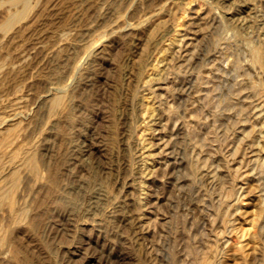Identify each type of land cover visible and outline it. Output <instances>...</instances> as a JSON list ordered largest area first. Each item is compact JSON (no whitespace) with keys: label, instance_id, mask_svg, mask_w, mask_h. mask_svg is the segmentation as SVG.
I'll return each mask as SVG.
<instances>
[{"label":"rangeland","instance_id":"1","mask_svg":"<svg viewBox=\"0 0 264 264\" xmlns=\"http://www.w3.org/2000/svg\"><path fill=\"white\" fill-rule=\"evenodd\" d=\"M0 264H264V0H0Z\"/></svg>","mask_w":264,"mask_h":264},{"label":"bare ground","instance_id":"2","mask_svg":"<svg viewBox=\"0 0 264 264\" xmlns=\"http://www.w3.org/2000/svg\"><path fill=\"white\" fill-rule=\"evenodd\" d=\"M221 1H227V0H221ZM117 20H119V19H117ZM120 20H121V19H120ZM115 22H117V21H115ZM118 22H119V21H118ZM118 22H117V23H118ZM117 23H115V25H116ZM119 24H120V22H119ZM110 25H111V24H110ZM120 26H122V25H120ZM120 26H118V27H120ZM113 27H114V24H113ZM122 27H123V26H122ZM112 29H113V28H112ZM118 29H119V28H118ZM120 30H121V29H120ZM122 31H123V30H122ZM121 33H122V32H121ZM182 83H183V81L178 82L179 85L181 84V85H180L181 88H183V89L185 88V89H186V87L183 85L184 83H183V84H182ZM176 84H177V83H176ZM183 89H182V90H183ZM183 91H184V90H183ZM57 97H58V96H57ZM56 100H57V99H56ZM55 102H56V101H55ZM53 105H54V104H53ZM171 114H172V113H171ZM173 114H174V113H173ZM173 114H172L171 117H173ZM175 115H176V114H175ZM175 115H174V117H175ZM177 116H179V115L177 114ZM174 117H173V118H174ZM179 117H180V116H179ZM180 118H181V117H180ZM176 119H177V118H176ZM174 120H175V118H174ZM179 120H180V119H179ZM179 120H178V121H179ZM179 123H180V122H179ZM179 123H176V122H175V123H174V127H173V128H175L176 130L178 129V132H179V130H180V128H179V127H180V126H179ZM171 124L173 125V123H171ZM169 125H170V122H169ZM169 127H170V126H169ZM181 128H182V127H181ZM169 129H170V128H169ZM170 131H171V130H170ZM173 131H174V130H173ZM173 131H171V133H172ZM178 132H177V133H178ZM184 132H185V131H184ZM175 135H176V134H175ZM169 136H170V134H169ZM171 137H172V136H171ZM167 139H170V137L167 138ZM172 139H173V138H172ZM172 139H171V140H172ZM167 141H168V140H167ZM172 141L174 142L175 139L172 140ZM167 144H169L168 147H171V146L173 145V143L170 142V140H169V142H167ZM167 144H166V145H167ZM162 145H163V144H162ZM165 147H166V146H165ZM171 148H172V147H171ZM172 150H173V149H172ZM150 152H151V151H150ZM172 154H173V153H172ZM168 155H169V154H168ZM175 155H176V154H175ZM33 157H34V155H33ZM166 157H167V156H166ZM172 158H173V157H172ZM27 159H28V158H27ZM32 159L34 160V158H32ZM24 160H25V159H24ZM167 160H168V159H167ZM34 161H35V160H34ZM173 161H174V160H173ZM25 162H26V161H25ZM35 162H36V161H35ZM175 163H176V161H175ZM33 164H34V163H33ZM171 164H172V163H171ZM177 164H178V163H177ZM28 165H29V164H28ZM166 165H167V164H166ZM34 166H35V165H34ZM169 166H170V165H169ZM176 166H177V165H176ZM170 168H171V167H170ZM34 169H35V168H34ZM174 169H175V168H174ZM35 170H36V169H35ZM198 170H199V169H198ZM32 171H33V170H32ZM14 172H15V171H14ZM15 173H16V172H15ZM15 179H16V177H15ZM12 180H13V179H12ZM15 181H16V180H15ZM15 181H14V182H15ZM181 182H182V181H181ZM12 184H13V183H12ZM15 184H16V182H15ZM15 184H13V185H15ZM11 186H12V185H11ZM9 188H10V185H9ZM8 190H9V189H8ZM10 190H11V188H10ZM6 192H7V191H6ZM9 192H10V191H9ZM3 193H4V192H3ZM11 194H13V193H11ZM5 195H6V194H5ZM8 195H9V194H8ZM3 197H6V196H3ZM11 197H12V195H11ZM11 197L9 196V198H11ZM4 199H7V198H4ZM10 201H11V200H10ZM11 206H13V205L11 204ZM150 253H151V252H150ZM127 259H128V258H127ZM128 261H129V260H128Z\"/></svg>","mask_w":264,"mask_h":264}]
</instances>
